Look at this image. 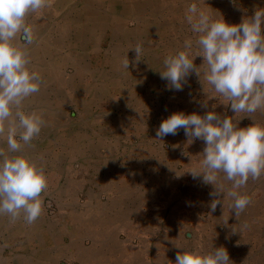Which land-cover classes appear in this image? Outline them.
<instances>
[{
  "label": "rangeland",
  "instance_id": "374dc122",
  "mask_svg": "<svg viewBox=\"0 0 264 264\" xmlns=\"http://www.w3.org/2000/svg\"><path fill=\"white\" fill-rule=\"evenodd\" d=\"M134 1L139 2L137 4L142 8L135 13L136 19L128 15ZM260 1L264 3V0ZM129 2L131 5L128 7ZM207 2L115 0V4H120L114 5L116 11L118 7L120 9L117 15L120 17V25L112 15L102 27L105 39L101 44L103 55L96 49V44L91 46L88 43L83 58H45L42 61L52 69L54 66V70H65L66 74L73 70H83L82 76L78 75L75 80L76 90L72 93L77 105L67 109V122L53 123L55 138H35L31 147L25 146L21 153H17L27 156L37 167L44 169L48 188L42 194L43 212L35 223L29 225L23 219L11 223L8 216H0V264H61L60 261L63 264H76L68 249L56 259L58 254L51 251V248L62 244V239L68 241L62 229L65 224H68V228L73 226L70 219L62 217L74 209L73 205L78 210L80 205L87 204L89 212L95 211L94 202L84 203V183L93 186L92 195L96 191L97 179L104 178L122 182L120 186L117 184V194H126L132 190L128 182L132 184L134 181L137 182V195L164 194L163 187L166 185L168 191L179 190L181 185L177 186L175 181L193 179L188 171L197 167L205 145L198 139L190 144L183 129L176 135L158 138L156 131L161 122L177 112L203 116L214 110L222 117L226 115L234 120L245 115H235L229 107L220 104L221 100L208 99L213 93L203 80V75L200 83L196 74L191 73L182 91L169 90L168 82L160 77L159 72L164 69V58L177 50H183L185 39L195 38L184 20L188 4L196 3L211 14ZM215 4L216 19H219L218 15L225 14L223 0H216ZM146 18L148 27L143 28ZM135 23L140 26L139 30L146 29L152 37L148 58L140 57L139 61L134 59L136 57H129L128 53V30ZM72 29L74 34L76 29ZM107 37H114L115 44L120 45H107ZM125 55L129 60L128 70L121 66ZM56 63L62 68L59 69ZM54 78L63 80V75ZM45 79L48 81L45 82L47 90L50 91L48 98L51 99V74L46 75ZM205 101L206 108L202 107ZM213 106H216L215 109ZM251 123L249 118H243L238 126L247 127ZM257 123L264 125V121ZM0 148L6 150V143L0 142ZM261 180H264V176ZM159 181L164 185L161 188ZM65 182L71 186V191H75L76 201H70L65 196ZM118 238L124 240L125 236L119 235ZM262 238L260 236L257 241L264 243ZM97 240L98 235L95 233L82 235L85 247L96 245ZM257 256L261 259L255 264H264V248L258 250Z\"/></svg>",
  "mask_w": 264,
  "mask_h": 264
},
{
  "label": "clouds",
  "instance_id": "9594fccd",
  "mask_svg": "<svg viewBox=\"0 0 264 264\" xmlns=\"http://www.w3.org/2000/svg\"><path fill=\"white\" fill-rule=\"evenodd\" d=\"M51 5L52 0H0V142L7 145L6 150L0 148V216H8L11 223L19 219L29 225L35 223L43 212L42 194L48 188L44 169L17 153L32 146L45 124L42 112L24 109V102L39 93L43 84L40 73L29 68L31 59L25 46L35 42V33L26 18L32 13H39L42 18L43 10ZM184 20L195 38L185 39L183 50L164 58L161 79L168 82L169 90L182 91L191 73L196 74L200 83L202 73L213 93L208 99L221 100L220 104L235 115H245L234 120L214 110L203 116L177 112L161 122L156 136L176 135L183 129L190 144L202 140L205 146L201 159L188 173L213 186L210 196L223 194V201L212 200L211 212L216 211L218 204L224 206L227 198L229 209L239 217L251 204L240 189L246 187L249 179L257 181L264 176V125L253 119L258 111L264 112V9L230 25L190 3ZM129 50H134L137 61L141 60L142 43ZM195 57L202 58L199 67L193 63ZM121 66L128 70L126 55ZM202 107H207L206 101ZM243 118L252 123L239 127ZM225 181L230 182V188L225 187ZM247 227L242 225V230ZM175 264L232 262L225 248L212 247L210 252H178Z\"/></svg>",
  "mask_w": 264,
  "mask_h": 264
},
{
  "label": "crops",
  "instance_id": "0c3cea01",
  "mask_svg": "<svg viewBox=\"0 0 264 264\" xmlns=\"http://www.w3.org/2000/svg\"><path fill=\"white\" fill-rule=\"evenodd\" d=\"M215 1L207 2L209 11L212 12L210 15L214 18ZM258 1L223 0L225 14L218 15V18H223L230 25L239 24L243 19L252 17L255 10L264 9V3ZM137 3L139 2L134 1L132 5L128 3V7L131 5L130 13L128 12L130 18L136 19L135 13L142 9ZM114 5L120 4H115V0H52L51 7L43 10L42 18L39 13L29 14L26 18V22L33 27L35 33V42L25 46L31 59L29 68L39 72L43 78L39 93L24 102L25 111L35 110L43 114L45 124L36 138H55L53 123L69 120L66 115L67 109L77 105L75 95L72 94L76 90L75 80L78 75L82 76L83 71L73 70L72 73L66 74L65 70H54V66L52 69L42 61L45 58L51 60L83 58L82 54L86 53L88 43L91 46L96 44V49L103 55L104 48L101 44L105 39L102 27L109 22L108 18L112 15L117 22L120 19L117 16L120 9L118 7L116 11ZM147 21L146 18L143 28L148 27ZM111 23L115 25L114 21ZM72 28L76 29L74 34ZM139 28L140 26L135 23L128 30V50L138 42L142 43L141 57L147 59L148 51L152 47V37L148 35L146 29ZM113 38L107 37V45H120L115 44L116 40ZM195 51L194 46L193 53ZM128 53L129 57H136L134 50H129ZM202 62L201 57H195L193 60L197 67ZM58 68L61 69L62 66L59 64ZM49 73L52 79L51 99L48 98L50 91L45 85V76ZM57 75H63V80L55 79L54 76ZM79 90L82 91L81 88ZM44 91L47 97L45 93L43 94ZM253 117L256 122H262L264 112L258 111ZM73 152L77 153L76 150ZM261 179L262 177L257 181L249 179L246 187L240 189L242 195L250 198L251 204L239 217L229 209L230 200L227 198L224 206L218 204L216 211L211 212L212 200L218 198L223 201L224 197L223 194L219 197L210 196L214 188L203 183L201 177L175 181V184L181 187L173 192L168 191L167 185L163 187L162 181H159V187H163L164 194L137 195L136 181L132 184L128 182L132 190H128L126 194H117L115 189L122 182L104 178L97 179L96 191L92 195L93 186L84 183V203L94 202L96 209L89 212L88 205L85 204L80 205L77 210V206L73 205L74 209L68 215L63 214L62 218L70 219L73 228H68V224H65L62 231L63 236H68V241L62 239V244L54 245L51 251L58 254L55 257L58 259L59 254L68 249L76 264H175L178 252L182 253L184 250L210 252L212 247L214 249L223 247L232 264L258 263L261 258L257 256V252L264 248V243L257 241L260 236L264 239V180ZM224 183L226 188L231 187L230 182ZM65 185L67 188L65 196L70 198V201H76L75 191H71V186L67 182ZM244 224L248 227L242 230ZM89 233L98 235L97 246L91 244L85 247L82 243V235ZM119 235L125 236V239L118 238ZM60 263L63 264L61 261Z\"/></svg>",
  "mask_w": 264,
  "mask_h": 264
}]
</instances>
